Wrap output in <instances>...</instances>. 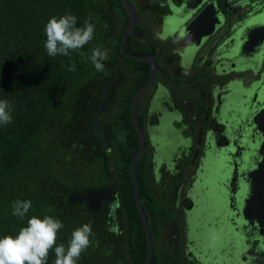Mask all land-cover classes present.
I'll use <instances>...</instances> for the list:
<instances>
[{
    "label": "trees",
    "instance_id": "16d2710c",
    "mask_svg": "<svg viewBox=\"0 0 264 264\" xmlns=\"http://www.w3.org/2000/svg\"><path fill=\"white\" fill-rule=\"evenodd\" d=\"M65 13L78 18L77 26L90 17L94 37L70 57H49L45 25ZM129 20L123 0H0V99L8 100L14 109L13 122L0 126V237L15 235L33 215H50L64 225L57 244L67 245L72 231L91 221L92 245L78 264H146L148 236L131 171L141 143L132 102L150 78L152 64L122 53ZM133 40L130 34L125 50L146 54L132 47ZM95 47L108 50L102 72L80 55H90ZM71 63L75 72L65 67ZM161 68L155 80L165 73L170 78ZM114 77L120 78V85L111 92L114 99L105 119L110 151L102 152L86 129L90 110L101 94L100 83ZM141 105L138 117L143 125ZM148 148L146 144L138 160L137 177L154 245L151 264H193L192 260L184 263L181 250L175 252L162 236L160 223L170 216V205L153 191ZM109 186L116 188L119 197L116 232L106 224L103 209L94 212L85 201H67L71 194ZM17 199L32 201L23 220L11 214ZM54 261L52 251L47 264Z\"/></svg>",
    "mask_w": 264,
    "mask_h": 264
},
{
    "label": "flooded vegetation",
    "instance_id": "af4514ba",
    "mask_svg": "<svg viewBox=\"0 0 264 264\" xmlns=\"http://www.w3.org/2000/svg\"><path fill=\"white\" fill-rule=\"evenodd\" d=\"M129 2L137 14V20L129 33V36L130 34L134 35L132 47L135 50L145 51L144 56L154 55L156 57L159 66L156 77L159 76L161 67L171 75L168 78L165 73L159 80H154L138 102L142 103L141 112L144 119L143 125L140 124L149 147V167L153 191L166 204L170 205V216L162 218L163 221L160 223L162 236L165 238L166 244L175 252L181 250L184 263L194 261L193 264H201L195 251L191 250L193 243L189 238H186V233L188 235L190 230V215L195 210V203L189 197V190L194 187L195 177L198 178L199 175L197 170L202 166L208 170L209 177L215 174L217 179L221 176L220 172L224 168L223 162L219 161L217 164L216 161L207 162L206 159L214 146L213 152L217 153L219 150L222 152L224 149H228L232 143L226 134L228 129L213 118V108L216 103L213 94L214 88H222L227 82L244 79L245 84L243 85L246 87L245 89H249L254 82L262 79L264 73V65L259 63L261 69L255 75L251 69L223 75L218 70L219 63L215 61L220 47L215 42L217 40L225 41L234 35L237 29H234L235 25L238 27L249 17L263 13L264 0H129ZM185 2L189 4V8L186 10H195L196 16L205 9L204 14L211 15L212 7L214 9L212 16H208L209 22L213 21L215 26L214 32L211 38L198 50L189 49L186 41L174 42L167 36V27L171 22L176 23L184 15L181 8ZM128 13L130 20L127 27L132 22L129 10ZM232 45V43L229 44L224 51L232 50ZM254 52L255 50L250 45L244 50V54L247 55H252ZM137 55L141 54L137 53ZM119 85L120 82L116 89L109 90V109L99 116L105 124V119L111 110L112 99H114L111 92L117 91ZM228 93L236 94L233 95L234 98L227 100L228 103L225 101L221 103L218 115L223 113L224 107H228V104L237 107L247 103V99L243 98L244 91L237 92L234 88ZM98 98L96 99L97 103ZM167 111L170 112L167 113ZM88 128L86 129L87 133ZM238 132L242 135L246 133L244 125ZM210 139L213 142L212 147L208 145ZM244 150L245 148L242 149V153ZM159 151L160 157L157 159ZM253 168V163H251L250 169ZM221 190L222 188H218L216 191L221 192ZM213 202H217L216 206L220 205L216 199ZM117 208L114 203L103 204L100 207L104 210L106 224L113 232L120 228L116 220ZM176 227L179 232L176 231ZM252 236L246 249H240L241 253L243 252L241 258L236 253V247H239L240 244L236 240L231 242L230 247L235 251L232 259L234 264L236 262L237 264L245 262L264 264V239L257 238L255 234ZM242 245L245 246L244 242ZM198 247L200 252L203 251L202 243H198ZM228 251L230 250L228 249ZM217 258V255L212 257L213 263L218 261H216Z\"/></svg>",
    "mask_w": 264,
    "mask_h": 264
},
{
    "label": "water",
    "instance_id": "95a60500",
    "mask_svg": "<svg viewBox=\"0 0 264 264\" xmlns=\"http://www.w3.org/2000/svg\"><path fill=\"white\" fill-rule=\"evenodd\" d=\"M123 1L130 11L132 22L125 31L120 45L121 51L126 56L134 59L149 60L153 67L150 78L139 89L132 102V116L141 143L131 166L135 197L148 236L149 251L146 264H151L154 245L149 222L142 205L137 177V163L146 149V137L138 119L137 107L141 95L155 80L159 66L154 55H137L125 50L129 33L137 20V14L129 0ZM187 8H189V4L185 2L181 8L184 15L181 16L180 20H176V23L171 22L167 27V36L174 42L186 41L189 49L198 50L211 38L214 32L213 21L209 22L208 20V16H212L214 9L212 7L211 15L208 13L205 15V9L200 15L196 16L195 10L187 11ZM234 29L236 31L233 36L228 37L225 41L217 40L215 42L220 46L215 58V61L219 63L218 70L223 75L246 69H251L257 73L261 65H264V12L249 17L242 25L238 27L235 25ZM231 43L233 44L232 50L224 51ZM248 45L255 50L254 54H244V50ZM259 63H261L260 66ZM119 82L120 78L114 77L105 79L100 83L101 94L98 103L90 110L89 114L90 125L87 134L97 140L102 152L109 151L110 144L107 138L106 124L100 120L99 116L109 109V90L116 89ZM236 82L239 83L238 80L227 82L222 88H214L213 92L216 100L213 108V118L228 129L226 134L232 142L231 146L222 152L217 150L218 152L214 153V146L206 159L207 162L216 161L217 164H219V161L223 162L224 168L220 172L221 176L217 179L215 174L209 177L208 170L202 166L197 170L199 175L198 178L195 177L194 187L189 190V197L195 203L194 212L199 211V216L196 217L199 225L197 226L195 213L193 212L190 215L188 237L193 243L191 250L195 251L201 264H234L232 259L235 251L230 247L233 240L240 244L239 247H236V253L241 258L243 252L241 253L242 250L240 249H246L250 237H253L252 235L255 234L257 238L264 239V73L261 80L254 82L251 88L246 89L243 98L247 99V103L237 107L228 104V107H224L223 113L218 115L221 103L234 98L233 95L236 93L228 92L233 90V84ZM239 84L241 85V83ZM169 112L167 111V113ZM242 125L246 128L244 135L238 132ZM208 145L213 146L211 139ZM244 148L245 150L242 153ZM159 157L160 151L157 159ZM251 163H253V169H250ZM218 188H222L221 192L216 191ZM214 199L218 200L219 206H216L217 202H213ZM67 201L69 204L85 201L94 212H98L103 204L114 203L116 207H119L118 192L114 186L91 190L83 194L74 193L69 195ZM176 231L179 232L178 227H176ZM199 232L202 235H196ZM207 241H211V243L207 244ZM242 241L245 246L242 245ZM198 243L207 244L201 252ZM228 249L231 251V255L227 260H223L222 254ZM215 255L218 256L216 259L218 261L213 263L212 257ZM244 264L252 263L245 262Z\"/></svg>",
    "mask_w": 264,
    "mask_h": 264
},
{
    "label": "clouds",
    "instance_id": "9594fccd",
    "mask_svg": "<svg viewBox=\"0 0 264 264\" xmlns=\"http://www.w3.org/2000/svg\"><path fill=\"white\" fill-rule=\"evenodd\" d=\"M90 21L89 17L82 26H77L78 18L71 13L50 18L44 29V47L48 56L70 57L71 52L83 49L94 37L95 25ZM80 55L90 60L96 71L102 72L108 50L95 47L90 50V55L84 52H80ZM65 67L70 72L76 71L75 63ZM13 112L10 102L0 99V126L13 122ZM11 208L12 216L23 220L32 208V201L17 199ZM63 227L62 221L53 216H31L26 226L21 227L15 235L0 237V264H47L52 251L55 255L54 264H78L82 254L92 245V222L75 228L67 245L57 244L58 233Z\"/></svg>",
    "mask_w": 264,
    "mask_h": 264
},
{
    "label": "rangeland",
    "instance_id": "374dc122",
    "mask_svg": "<svg viewBox=\"0 0 264 264\" xmlns=\"http://www.w3.org/2000/svg\"><path fill=\"white\" fill-rule=\"evenodd\" d=\"M260 69H261V68H260ZM252 71H253V70H252ZM253 72H254V71H253ZM256 74H257V73H256ZM254 75H255V72H254ZM252 79H253V77H252ZM237 80H238V79H237ZM245 81H246V82H249V81H247V80H245ZM239 83H241V85H240ZM239 83H238V82L234 83L232 88H233V89L235 88V90H236L237 92H241V91H244V92H245V91H246V89H245L246 87L243 85V84H245L244 79H243V80H240ZM194 213H195V220H196V217L199 216V215H198L199 211L196 210ZM207 214H208V213H207ZM196 221H197V220H196ZM198 225H199V222L197 221V226H198ZM204 233H205V231H204ZM188 234H189V233H188ZM198 235H202V233L199 232ZM187 236H188V235H187V233H186V238H189V237H187ZM206 243H207V244H210L211 241H207ZM207 244H206V245H207ZM206 245H203V244H202V247L205 248ZM236 245H239V244H236ZM228 252H229V253H228ZM228 252H227V251H226L225 253L223 252V254H222V258H223V260H227V259L230 257L231 252H230V251H228ZM224 255H225V256H224Z\"/></svg>",
    "mask_w": 264,
    "mask_h": 264
}]
</instances>
